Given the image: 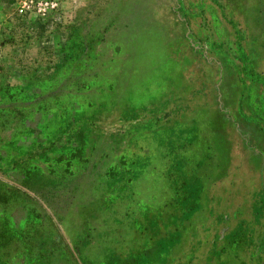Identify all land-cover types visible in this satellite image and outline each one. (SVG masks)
I'll return each instance as SVG.
<instances>
[{
	"label": "rangeland",
	"instance_id": "obj_1",
	"mask_svg": "<svg viewBox=\"0 0 264 264\" xmlns=\"http://www.w3.org/2000/svg\"><path fill=\"white\" fill-rule=\"evenodd\" d=\"M63 1L0 0L10 263L264 264V0Z\"/></svg>",
	"mask_w": 264,
	"mask_h": 264
},
{
	"label": "built area",
	"instance_id": "obj_2",
	"mask_svg": "<svg viewBox=\"0 0 264 264\" xmlns=\"http://www.w3.org/2000/svg\"><path fill=\"white\" fill-rule=\"evenodd\" d=\"M64 6L63 0H20L16 11L20 16L35 14L46 18L66 12Z\"/></svg>",
	"mask_w": 264,
	"mask_h": 264
},
{
	"label": "trees",
	"instance_id": "obj_3",
	"mask_svg": "<svg viewBox=\"0 0 264 264\" xmlns=\"http://www.w3.org/2000/svg\"><path fill=\"white\" fill-rule=\"evenodd\" d=\"M0 216L4 217L3 214L0 215ZM32 227H36V226H32ZM6 228H7L6 230H8V233H9L8 235L9 236H4V233H2L0 231V259L3 260V257L7 254V256H6L7 258L5 259V262L4 263L5 264L6 263L7 264H11L10 263L11 262V258H14L13 251L16 252L17 247H15L12 252H11V250L8 252V249H9L8 246H10L12 242L18 241L19 243L17 244V246H18V249H19L21 247L20 245L23 242V239H22V236L20 235V233L19 234H16L15 233L16 236L13 235V232H14L13 229H12L13 228V225H10V223L7 224ZM30 240L31 239L29 238V241ZM24 246H26V249H27V251H26L27 259L28 260H31L32 259V260H34L33 262L36 263L35 260H39L40 258L38 256H35V253H30L29 252V244L28 245L26 244Z\"/></svg>",
	"mask_w": 264,
	"mask_h": 264
}]
</instances>
